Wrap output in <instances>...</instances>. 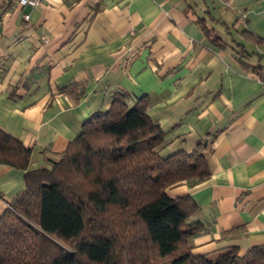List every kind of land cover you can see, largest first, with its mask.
I'll use <instances>...</instances> for the list:
<instances>
[{
	"label": "crops",
	"instance_id": "obj_1",
	"mask_svg": "<svg viewBox=\"0 0 264 264\" xmlns=\"http://www.w3.org/2000/svg\"><path fill=\"white\" fill-rule=\"evenodd\" d=\"M117 99L148 100L162 156L204 147L209 177L167 188L199 207L194 254L264 245V0H0V127L31 169ZM24 187L0 163V213Z\"/></svg>",
	"mask_w": 264,
	"mask_h": 264
},
{
	"label": "trees",
	"instance_id": "obj_2",
	"mask_svg": "<svg viewBox=\"0 0 264 264\" xmlns=\"http://www.w3.org/2000/svg\"><path fill=\"white\" fill-rule=\"evenodd\" d=\"M143 100H115L47 167L31 169L32 149L0 127V163L25 171L0 213V264H264V245L193 253L199 207L167 188L209 177L204 147L162 156L170 141Z\"/></svg>",
	"mask_w": 264,
	"mask_h": 264
},
{
	"label": "built area",
	"instance_id": "obj_3",
	"mask_svg": "<svg viewBox=\"0 0 264 264\" xmlns=\"http://www.w3.org/2000/svg\"><path fill=\"white\" fill-rule=\"evenodd\" d=\"M21 6L36 7L43 3L44 0H16ZM30 14H25V18L29 19Z\"/></svg>",
	"mask_w": 264,
	"mask_h": 264
}]
</instances>
